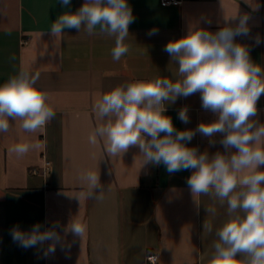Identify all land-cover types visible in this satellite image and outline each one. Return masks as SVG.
<instances>
[{
    "label": "crops",
    "instance_id": "crops-1",
    "mask_svg": "<svg viewBox=\"0 0 264 264\" xmlns=\"http://www.w3.org/2000/svg\"><path fill=\"white\" fill-rule=\"evenodd\" d=\"M84 2L71 0L66 9L60 0H0V84L21 70L39 73L37 87L49 93L56 113L41 131L26 132L21 121L10 119L9 131L0 133V264H149L152 251L159 255L157 264H209L215 231L227 219L226 203L208 195L194 197L186 182L191 169L169 174L163 164L143 165L136 146L112 157L105 139L89 143L104 123L93 107L120 84L177 79L178 65L164 51L170 40L193 28L215 33L235 27L244 15L250 34L235 42L247 46L252 61L264 67V0H127L135 21L126 40L130 50L118 62L111 56L114 37L98 30L88 35L82 26L52 34L57 17L76 12ZM153 28L157 34L149 36ZM166 107L177 130H195L216 119L201 107L199 93L178 97ZM184 107L188 124L178 118ZM253 119L264 124V95ZM222 138L216 134L212 144L196 132L187 146L212 156L225 153ZM17 143L33 147L17 156L9 151ZM87 171L99 172L102 199L86 197L80 177ZM71 221L87 225L82 239L63 231ZM37 223L41 231L59 225L55 230L61 242L54 254L44 255L50 241L27 249L13 241V226L30 231Z\"/></svg>",
    "mask_w": 264,
    "mask_h": 264
},
{
    "label": "clouds",
    "instance_id": "clouds-1",
    "mask_svg": "<svg viewBox=\"0 0 264 264\" xmlns=\"http://www.w3.org/2000/svg\"><path fill=\"white\" fill-rule=\"evenodd\" d=\"M60 3L67 9L71 0ZM248 20L247 15L241 16L235 27L225 26L215 33L193 28L187 35L170 40L164 51L178 65L173 73L177 79L158 77L120 84L103 93L93 107L104 123L89 136V143L105 139V150L112 157L136 146L144 157L143 165L163 164L169 174L191 169L186 182L194 197L208 195L226 203L227 219L215 231L218 239L209 264H264V124L253 119L264 95V67L252 61L247 46L235 42L236 37L250 34ZM134 21L127 0H85L76 12L60 14L50 29L60 36L64 29L80 31L83 26L88 35L98 30L114 37L111 56L118 62L130 50L126 40ZM157 31L153 28L148 35ZM255 42H262L259 36ZM38 79L39 73L21 70L0 84V133L9 131L10 119L21 121L26 132H37L55 117L49 93L37 87ZM196 93L200 94L201 107L214 113L216 119L201 122L195 130H177L166 115V105ZM178 118L184 124L190 122L186 107L179 110ZM196 132L212 144V138L222 134L220 144L225 153L209 156L188 147ZM31 147L17 143L9 151L23 156ZM80 179L87 185V198H103L97 194V190L103 192L99 172L87 171ZM42 227L37 223L24 231L13 226L10 235L25 249L50 241L44 255L54 254L61 242L55 230L59 225L41 231ZM63 231L82 239L87 225L71 221ZM208 231H213L211 224Z\"/></svg>",
    "mask_w": 264,
    "mask_h": 264
},
{
    "label": "built area",
    "instance_id": "built-area-1",
    "mask_svg": "<svg viewBox=\"0 0 264 264\" xmlns=\"http://www.w3.org/2000/svg\"><path fill=\"white\" fill-rule=\"evenodd\" d=\"M164 3H171V4H181L184 0H162ZM32 171H37L36 168H33ZM147 262L149 264H157L159 260L158 253L152 251L147 254Z\"/></svg>",
    "mask_w": 264,
    "mask_h": 264
}]
</instances>
